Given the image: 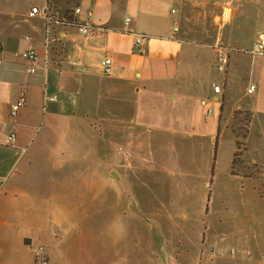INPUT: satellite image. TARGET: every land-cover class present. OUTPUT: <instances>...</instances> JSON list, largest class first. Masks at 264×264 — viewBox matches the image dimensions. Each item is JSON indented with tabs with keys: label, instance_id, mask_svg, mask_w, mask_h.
Listing matches in <instances>:
<instances>
[{
	"label": "crops",
	"instance_id": "1",
	"mask_svg": "<svg viewBox=\"0 0 264 264\" xmlns=\"http://www.w3.org/2000/svg\"><path fill=\"white\" fill-rule=\"evenodd\" d=\"M32 8L50 11V34ZM261 34L264 0H0V264H35L39 245L50 264H140L141 224L172 223L197 187L166 167L219 144L236 113L248 116L245 163L264 183ZM218 48L230 50L225 72ZM81 152L93 166L77 165ZM82 219L115 234H76Z\"/></svg>",
	"mask_w": 264,
	"mask_h": 264
},
{
	"label": "rangeland",
	"instance_id": "2",
	"mask_svg": "<svg viewBox=\"0 0 264 264\" xmlns=\"http://www.w3.org/2000/svg\"><path fill=\"white\" fill-rule=\"evenodd\" d=\"M231 49L234 53V48ZM222 128L225 129L224 125ZM234 132L241 138L239 146ZM224 133L219 144L217 141L197 143L195 150L187 151L188 155L179 159L180 166L176 161V168L166 167L176 169L177 174L182 166L198 188L175 202L173 208L179 212L172 223H152V230L145 228L147 224H141V238L137 242L140 264H264V183L254 179L256 168L245 163L248 116L236 113L235 124ZM80 145L83 149L87 147L85 143ZM121 146L123 143L117 140L109 143L112 156ZM236 147L239 161L235 168L238 176L234 177L232 160ZM172 150L173 147L168 148L167 152ZM86 155L81 152L78 156L80 168L94 165L95 160ZM170 176L164 173L158 179L163 181ZM178 177L174 175L171 180ZM85 209L84 205L78 207L80 213ZM93 211L97 214L98 207L94 206ZM76 234L115 233L103 228V222L82 219L77 222Z\"/></svg>",
	"mask_w": 264,
	"mask_h": 264
},
{
	"label": "built area",
	"instance_id": "3",
	"mask_svg": "<svg viewBox=\"0 0 264 264\" xmlns=\"http://www.w3.org/2000/svg\"><path fill=\"white\" fill-rule=\"evenodd\" d=\"M80 12H81V8L77 7L75 9V14H79ZM37 15L41 16L46 21L47 33L50 34L52 31V23L54 22V19L50 11L49 10L40 11L38 8H32V10L29 13V16L34 17ZM79 32L85 36L94 34L91 26L89 25L82 26L81 28H79ZM141 40H143V38L139 39L138 41L141 42ZM252 52L256 55H264V34H261L259 36L258 40L256 41L254 45ZM27 55L32 62H35L37 60V52L34 48L29 49L27 52ZM228 63H229L228 50L223 49V48H218V53L216 56V65H217L218 70L221 72H225L227 70ZM111 65H112V60L110 58H106L102 62V67L106 74H108L111 71ZM29 71L34 73L35 69L30 68ZM214 90L216 93H220L221 87L214 86ZM254 90H255V86L252 85L250 86L248 92L253 93ZM25 105H26V98L22 96L12 105L11 112H10L11 117L16 118L19 111ZM15 141H16V134L10 133L5 143L6 145H13ZM33 257H34L35 264H50L49 257H48V249L47 247L43 245H39L38 247L35 248V250L33 251Z\"/></svg>",
	"mask_w": 264,
	"mask_h": 264
},
{
	"label": "trees",
	"instance_id": "4",
	"mask_svg": "<svg viewBox=\"0 0 264 264\" xmlns=\"http://www.w3.org/2000/svg\"><path fill=\"white\" fill-rule=\"evenodd\" d=\"M234 133H235L236 137L239 139L240 137L238 136V134L236 132H234ZM238 142L239 141L237 140V143H236L237 146H239L238 145ZM238 161H239V157L237 156V153H235L234 154V158L232 160V169L234 168V175H233L234 177H237L238 176V174L236 173V170H235L236 166H238L237 165L238 164Z\"/></svg>",
	"mask_w": 264,
	"mask_h": 264
}]
</instances>
